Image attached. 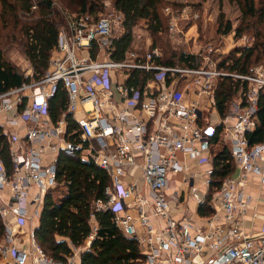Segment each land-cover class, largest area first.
I'll use <instances>...</instances> for the list:
<instances>
[{"label":"built area","instance_id":"obj_1","mask_svg":"<svg viewBox=\"0 0 264 264\" xmlns=\"http://www.w3.org/2000/svg\"><path fill=\"white\" fill-rule=\"evenodd\" d=\"M67 17L69 27L60 31L46 75L0 94V124L14 162L9 174L0 159V216L6 229L0 264H79L74 254L67 262L53 259L34 236L44 198L59 186L60 150L106 171V198L94 201L92 208L113 213L116 225L139 243L147 264H264V223L253 232L247 218L264 202L249 189L255 179L264 188V141L250 145L246 137L258 122L264 64L249 74L230 73L209 55L203 65H164L158 48L129 49L114 59L113 33L119 21L124 28L122 13L94 22ZM223 76L247 86L231 104L227 117L234 123L221 120L238 174L209 197L211 215L201 216V222L177 219L168 193L175 175L189 186L202 179L207 189L200 204L206 202L212 168L192 170L194 163L212 160L210 143L208 148L204 143L210 141L207 129L214 126L205 121L204 111H217L216 87ZM137 78L140 82H131ZM60 89L67 93V109L53 122L50 102ZM67 116L76 124L72 132ZM137 172L142 183L135 179ZM182 197L176 190L178 204ZM24 227L26 234L17 232Z\"/></svg>","mask_w":264,"mask_h":264},{"label":"trees","instance_id":"obj_2","mask_svg":"<svg viewBox=\"0 0 264 264\" xmlns=\"http://www.w3.org/2000/svg\"><path fill=\"white\" fill-rule=\"evenodd\" d=\"M104 1L60 0L64 8L88 19L97 18L103 10ZM111 1L117 12L124 15L125 30L114 38L112 53L114 59H122L125 52L131 49L133 28L140 20L148 22L153 33L161 31L163 18L160 8L163 0ZM232 1L237 2L241 10V23L234 28L231 20L226 19L225 13L221 11L218 17V34L227 35L235 31V36L241 37L249 31L254 34L255 41L250 46L234 48L222 57L218 65L230 73L249 74L264 60V0ZM20 12L32 17L29 21H22ZM61 16L63 17L54 7V0H0V94L46 75L64 26ZM9 27L14 32L18 30L22 35L18 43L31 63L32 77L25 76L4 54L3 31ZM91 56L96 57V49L91 51ZM200 60L198 56L185 52L177 56L158 58L164 65L182 66L200 65ZM139 75L140 73H137V76ZM137 80L140 79L131 82L137 84ZM246 87L241 80L232 76H223L218 80L216 109L222 120L227 118L232 102ZM67 102L66 91L60 89L50 102V116L53 122H57L66 111ZM256 115V128L246 134L250 145L264 141V93L259 97ZM66 120L68 131L72 132L76 124L71 116H67ZM222 128V123L215 128L214 135L210 137L211 144L218 143ZM0 159L11 174L14 166L12 144L1 124ZM235 168L230 149L228 146L221 147L213 157L209 192L206 202L198 208L200 216L213 213L208 202L209 197L231 176ZM56 179L58 187L65 191L64 196L56 197L54 190L46 194L39 224L34 228L37 242L49 256L57 261L67 262L74 254V248L81 247L92 237L90 246L80 254L79 264H147L146 255L139 243L126 236L116 225L113 213L109 210L95 211L92 208L94 201L106 198L105 191L110 184V178L105 170L93 161H86L77 154L70 155L60 150L56 162ZM5 231L0 216V242L4 239Z\"/></svg>","mask_w":264,"mask_h":264},{"label":"rangeland","instance_id":"obj_3","mask_svg":"<svg viewBox=\"0 0 264 264\" xmlns=\"http://www.w3.org/2000/svg\"><path fill=\"white\" fill-rule=\"evenodd\" d=\"M54 7L63 15L61 17L64 20L66 29L70 23L67 15L70 14L71 17L79 16L77 13L64 8L60 0H54ZM221 11L225 13L226 19L231 20L234 28L241 23V10L237 2L232 0H163L162 7L160 8V13L163 18L161 31L153 33L149 29V23L145 20H140L133 28V43L131 49L146 52L158 48L162 53L161 58L177 56L183 52L194 54L201 59L200 64L202 65L205 63L204 55H209L212 60L219 64L222 57L229 54L234 48L250 46L255 41L254 34L249 31L245 32L241 37H236L235 31L227 35H219L217 32L219 26L218 17ZM106 15H113L115 19H118L117 10L111 0H105L102 12L99 13L97 18L91 17L89 20L94 22L101 16ZM19 16L22 21H29L32 17L24 12H20ZM124 30L125 27L123 28L119 21L113 34L117 37ZM3 35L2 47L6 58L25 76L32 77L33 69L31 63L24 55L21 44L18 43L22 38L21 33L18 30L14 32L9 27L4 29ZM14 37H17V39L15 40ZM262 64H264V60L258 65ZM204 113L205 121L209 120L210 126H214V129L218 127L220 124L218 112L209 109L205 110ZM216 149L214 150L215 153L217 152ZM212 153L213 150H210L209 154L213 161L215 153ZM206 162L202 160L199 163L201 164L198 168L199 170L193 168L192 172L198 171L202 173L205 171L207 167ZM175 179L174 185H178L177 190L184 195L181 198L182 203L180 205L185 207L188 204L194 213L197 212V205L200 203L207 189L203 180L198 178L194 186H189L180 181L181 177L178 175H175ZM64 192L62 187H60L54 190V195L60 198L64 196ZM26 230H28L26 227L23 229L18 228L17 232L26 234ZM18 236L21 237L20 235Z\"/></svg>","mask_w":264,"mask_h":264},{"label":"crops","instance_id":"obj_4","mask_svg":"<svg viewBox=\"0 0 264 264\" xmlns=\"http://www.w3.org/2000/svg\"><path fill=\"white\" fill-rule=\"evenodd\" d=\"M84 54H86V52L83 51ZM228 120V123L229 124H233L234 123V118L232 117H227L225 118L224 120ZM221 117H220V124H221ZM223 120V121H224ZM227 123V122H226ZM219 124V125H220ZM222 131H223V128H222ZM21 139H24V133H21ZM24 142V141H23ZM22 142V143H23ZM21 143V144H22ZM220 145H219V144ZM218 143L216 144H211L210 143V150H213V153L214 150L216 148L217 151L223 147V146H229L227 145V143H225L224 139H223V136H222V132H221V137L218 141ZM18 143H15L14 144V148H17L18 147ZM229 148V147H228ZM230 149V148H229ZM212 153V154H213ZM48 154H50V152H48ZM207 164V167L206 169H209V168H212V160H207L206 162ZM201 164L199 165H196V163H194V166L193 168L194 169H197L199 170L198 168L200 167ZM205 169V170H206ZM238 174V169L235 168L234 172L231 174V176H236ZM179 177H181V175H178ZM135 179L139 182V183H142V177H141V174L139 172L135 173ZM175 176L173 177V181L168 189V193L171 195V207H172V211H173V214H174V217L177 218V219H180V218H183L184 216L185 217H189V218H192L193 220H195L196 222H201V220L203 219L199 213H198V208L200 206V203L197 205V212L194 213L193 209L189 207V205L187 204L185 207L181 206L180 204H178V201L176 200V198H174V193L175 191L177 190L178 188V185H174V182H175ZM59 188V187H58ZM250 191L256 195V196H259V197H263L264 198V188L262 189V187L260 186V184L258 183V181L255 179L251 182L250 184ZM36 189H34V192H35ZM59 198V196H57ZM61 198V197H60ZM188 203V201H186ZM194 202V201H193ZM180 207V209H179ZM249 219L248 221V226L249 228L251 229V231H256L258 228H260V226L264 223V202L262 201L259 205H257V208L255 211H251L249 214H248V217ZM94 223V226L95 225V221L93 222ZM39 224V219L35 220L34 221V228ZM91 240H92V237L87 239L85 241V243L81 246V247H78L75 249V253H74V256L76 258V260L78 261V263H80V254L81 252H83L85 249H87L90 244H91Z\"/></svg>","mask_w":264,"mask_h":264},{"label":"water","instance_id":"obj_5","mask_svg":"<svg viewBox=\"0 0 264 264\" xmlns=\"http://www.w3.org/2000/svg\"><path fill=\"white\" fill-rule=\"evenodd\" d=\"M214 130H215V129L212 128V127H210V128L207 129V133H208V135H209L210 137L214 135ZM209 143H210V141L205 142V143H204V147H205V148H208V147H209Z\"/></svg>","mask_w":264,"mask_h":264}]
</instances>
